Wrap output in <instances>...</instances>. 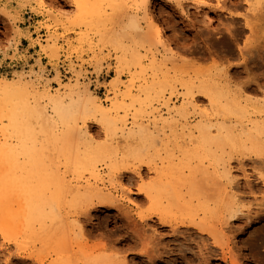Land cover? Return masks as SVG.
Masks as SVG:
<instances>
[{"label":"rangeland","instance_id":"1","mask_svg":"<svg viewBox=\"0 0 264 264\" xmlns=\"http://www.w3.org/2000/svg\"><path fill=\"white\" fill-rule=\"evenodd\" d=\"M34 1L35 0H0L1 82H6L8 84L12 83V86L18 87L20 84L21 87L22 85H24V83L32 84L33 82V88L34 90H37V93L39 92L40 94L42 93V91L44 93L48 90V92H50L51 94L60 95L68 104L70 102L69 98H71L72 94L70 90L74 88L72 84L74 85L75 83H77L75 82V79L79 77L78 84H82L79 88V95H81V93H84V95L82 94L80 96V99L83 96L81 100L85 99V101H87V99H89V95L87 93V98L84 97L85 91L87 89L88 93L90 94L91 100L94 99L93 101L96 100V102H101L103 105L110 107L112 106V101L114 102V100L117 99L114 96V93H118L117 95H119V99H121L120 95L123 96V92L124 94H126L128 91L127 88L130 87L134 96H136V94H139L140 96L142 95V99H144L143 97L147 99V96H144L143 94H140L138 92V87L142 86L145 80H150L155 73H157L159 76H162L163 74L161 73V71H167L168 73L166 72V74H168L169 77H179V79L182 80L180 82L198 83L201 81L200 79L205 80L203 78H215L214 80L219 81V83L222 82L221 84L224 86L226 85L231 93H233L236 97L240 96L242 100L246 99V107L247 110H249L247 114H242L245 115V117L242 116L240 112V114H237L236 112H233L234 110H231L225 115V117L221 115L217 116L218 122L215 121L217 124H227V128L235 131L234 133L236 135V141H239L240 145L242 144L241 146L243 147L246 144V147L248 148L247 149L246 147H244L243 149H241V147H238L239 150L237 151V149L232 150L228 146H226L225 149L220 148V150L222 151L218 152L219 156L221 155V157H223L226 161L230 162L231 176L235 178L234 183H231V185H226L227 181L225 179H221L214 174H209L210 172L212 173L213 166L210 165V159L205 157L209 154V151L206 150L208 146H206V144H201L202 138L199 137L197 133L190 136L189 131L184 128V126L186 125V121L196 123L201 119L204 113L212 114V110L209 106V100L201 94L198 95L199 93H196V91L194 93V97L195 99H200L196 101V104L198 106L199 103H201V106L199 105L196 110L188 106L187 120H181L178 123L173 122L174 124L171 123L170 125L166 126L159 123L156 127H152L151 134H149L150 137H147V135H139L140 137L136 136L134 139L126 142L125 138L123 139L122 136L116 135L114 138H112V141L111 138H108L111 136H108L106 134V131H104L105 129L102 128L103 126L101 125V122L97 121L99 117L95 118L97 119L96 121L94 120V118L86 119V127L93 139L92 144L94 143L93 145H97V147H99L101 150L105 149L104 151L110 158V160L107 162L102 161L99 163L100 172L105 177V181H108L109 179L106 177L108 174L113 175V197L115 196L116 199H119L123 195L124 198L122 199H124V201H117V203L115 202V205L118 204V208H115L117 205L113 209L109 207L107 209L98 208L91 214V216L88 218V221H86L87 219L85 217H80L81 223L85 225V234L82 236L84 238H82L80 235V240L78 238V235H75L76 239L80 240V242L82 243V250L88 253L94 252L93 254L103 253V255L105 256H110V254L115 255V253L117 252L122 253L125 251L124 249H128L129 247L134 252H141L146 249L149 250V248H147L149 247V245L151 250V247H153V243H155V240H160L164 237L162 239V244L164 243L163 245L168 247V251L170 250L169 252H171V250L174 248V245L179 242L180 244H189V250L187 246H183L182 251H179L183 255L177 251H174V254L177 253L175 255L173 254V252H165L161 255L164 258L161 257V259L156 260L158 263L153 261L152 258L146 256L138 257L135 260H132V256H130L128 257L129 263L149 264L150 262L152 264H231V262H233L232 259L235 257V262L233 263L237 262V264H264V147H262V145L264 146V131H261L260 134H257V141L261 144L259 145V147H261L263 150L253 149L251 147L253 146L252 143L249 144V142H251L250 139L248 141L245 140L248 139L246 136L247 134L243 133L247 121L264 119V0H251L249 3H245V0H148V3H144L142 2V0H99L100 2H102V4H100V2L98 1L97 5L100 4V7H103L102 16H95V14H93L92 16L91 14L92 19L90 14L88 13V18L85 17L86 13L83 12V10L80 11L81 9H79L75 0H45L51 5V7L48 6V8L46 9H41V7H39ZM117 1L119 2V5L116 4ZM89 2H92V0H89ZM141 2L144 4H142ZM222 2H224L225 4H223ZM221 3L222 5H224V8ZM251 5L252 7L250 8ZM153 7L154 9H152ZM148 8H151L150 10L154 11L155 15H158L159 20H161L160 23L162 24L165 32V40L170 41L169 43L172 45V48L176 50L175 54L169 56L171 58H168L167 60H165L166 58H164L165 56H163L164 51L161 41L159 40V42L154 34L150 32L151 30L144 19V12ZM79 11L81 12V14H79ZM103 12L105 14H103ZM54 13L55 16H53ZM82 14L83 17L80 16ZM51 16L57 17L53 18ZM82 18L91 19L92 23L90 22V24H92V26H88L89 20L86 19L87 22L84 20L86 22L85 24ZM129 18H134L136 23L140 26L139 28L141 29L130 28L127 33H125L124 27ZM248 18L249 23L246 22L248 21ZM49 27H51V29ZM50 30L52 33L50 32ZM228 30L230 31V33ZM46 33L48 34V36L49 34H51V36L53 35V37L50 36L51 39L48 38ZM113 33L115 36L118 35L119 38L114 37ZM148 33L151 34L149 35ZM111 35L112 39L114 38V40H110ZM56 38L58 39L56 40ZM148 38L152 40H149ZM114 41H118L119 43L117 42L118 44H116L115 42V45ZM121 44H123L125 47H130L131 49L137 51L140 55L144 56L142 58L144 59L143 65L146 70H135L132 69V66H129L127 64V62L123 59L124 56L122 54L123 52L120 51L121 48H118V46H121ZM205 44L207 47L205 46ZM76 49H79L81 52H79V50L75 51ZM212 49L215 50L213 51ZM151 50L152 53L154 52V54L157 55L158 60L167 61H164L165 63H161V68L163 70L154 71L150 68L151 64H148V62H150L152 57V53L150 52ZM75 52L79 54L77 55ZM172 56L176 57V59L180 58L181 60H176L175 58L174 60ZM172 59L176 62H174ZM178 61L180 62L178 63ZM163 65H165V68L163 67ZM205 72L206 74L208 72L212 73V78L209 73L208 76L206 74H203ZM216 72L217 74H215ZM159 73L162 75H160ZM214 74L216 77L214 76ZM20 76H23V78L21 80V83H18V78H20ZM31 78H33L34 80ZM180 82H176L174 84H178L177 86L179 88H177V91L173 95L170 94L169 91H166L164 92V95L162 94L163 96L161 98V95L159 96L152 94L151 96V100L153 103L152 107L154 108V110L156 109V112H159L164 118L167 115V108L166 106H163L161 104L163 99L166 101L168 98H171L170 104L176 108L182 107L183 103H185V101L183 100L185 94L183 93H185L186 91L180 89ZM59 84L61 86H64L61 87ZM115 84H117L119 87ZM128 85L130 87H127ZM68 86L71 87H69L70 90L67 88ZM83 86H85V89L83 88ZM239 86H243L242 89L241 87L239 88ZM256 87L257 89H255ZM82 88L84 91H82ZM250 89L252 91H250ZM34 90L32 91V88H29V91L31 93L35 92ZM69 92L71 94H69ZM73 96H75V94H73ZM157 96H159L160 100H157ZM128 100L130 101V99L125 98L124 104L126 106V110L122 111L121 116L126 115L125 118L129 120L127 122L129 126L128 128H130L132 126V119L134 118V116L136 117V115H138V113L142 110H139L138 108L140 107L136 106V111L134 109L136 107H131V105H129L131 101L129 102ZM119 101L121 102L122 100ZM45 103L48 108L51 109L50 102L48 100H45ZM126 104H128V106ZM255 107H257V109ZM254 108L256 110H254ZM151 110H148V112H146V115L143 114V116L138 117V119H140V122L142 121L143 123L148 124L153 119L152 115L149 113V111ZM214 128L212 129L215 134ZM186 135L188 137H186ZM153 137L154 139H157L154 141ZM144 138H146L147 142L144 141ZM147 138L149 140H147ZM151 141H153V143ZM109 144L111 146H109ZM140 144H145V148L143 149L148 150L146 153H144V150L141 149L143 146L140 147ZM137 150L138 153H135ZM223 150L225 152H223ZM258 150L259 152L262 151L263 153L256 152ZM199 151L202 153H200ZM142 154H151L157 161L159 167H161L160 170L162 171L164 169H168L172 171L173 177L168 176L166 177V179L162 180L161 175H156L155 172L149 171L146 166L142 165L140 171H142V174L144 176L143 180H139L134 176V172H132V169H134L133 165H139L138 161L133 160V158H144ZM259 154H261V156H259ZM246 158H248V162L246 161ZM253 158L257 159V161L255 160V163L259 164L258 168L256 166L257 164L254 163ZM260 158L261 160H259ZM47 159H49V157ZM146 160H148V158ZM240 160L243 162H241L242 164H245H240ZM235 161H237L238 164L237 162L235 163ZM180 163L182 165H180ZM47 165L48 167L51 165L50 168L53 171L56 170L54 169L55 167L51 162L50 165L49 163ZM110 165H113V167L111 168ZM125 167H130L131 169L127 170ZM198 167H201L200 169L203 172L206 171V173L200 172V169ZM208 167L210 168L209 171H207ZM60 168L61 171L59 172L63 174L64 169L63 167ZM196 168H198L197 173ZM203 168L206 169L203 170ZM259 170H261V172L263 170V172L260 174ZM255 171H257L258 173ZM184 173L189 174L188 176H186ZM233 173H235L237 176ZM205 174L207 176V180L202 179L205 177ZM247 174H249L250 176ZM259 174L261 175L260 177ZM198 175H200V180ZM132 176L134 177L133 181L131 182V184H127L128 178ZM211 176H214L213 178H215V180ZM73 177L74 176L71 173H67L65 180L69 181ZM81 177L84 184H91L93 182L88 181L89 173L86 171L81 175ZM195 177L197 178V181L199 180L197 183L198 185L196 184ZM170 178H172V181ZM181 178L185 181H181ZM248 179L250 182L248 181ZM236 180L239 181L236 182ZM192 181L194 183H192ZM162 182H168V184L170 185L169 187L175 191L178 190L177 193H179L180 195L184 196L185 194L182 201H191L195 205L198 201L197 205H199L200 208L198 207V216L196 217L197 220L200 221V218L205 217V224L211 227H208L210 230L213 229V232L215 231L217 234L219 233L218 231H220L218 237L220 239H223V241L221 239L222 248H217V251H215L214 255H211V253L209 252L210 250L208 251V247L212 246L211 239L206 241V243L204 240L198 237V234L197 236L194 235L195 231L192 234V231L194 229H192V231L191 229H181V231H179V234L177 233L178 235L172 234V231H170L168 227V229L166 227L163 228V226L159 224L157 219H154L153 215H149L151 212H153V203L150 201V203L152 204L151 205L149 203V200H147L144 195H140V193H143L142 191H144V189H149L151 187L154 188L155 183H159L158 185L156 184V188L159 189V187H162L160 186L162 185ZM207 183H209L210 185ZM215 183H217L218 185ZM213 184L215 185L213 186ZM239 184L241 186H239ZM250 184L252 186H250ZM222 185L224 188L222 187ZM232 185L234 186V190L237 187L236 191H233ZM176 186L179 189L180 187H182L180 189L181 191L179 189L176 190ZM230 186L232 187V190ZM197 187H199L200 189H197ZM206 187L209 189V191ZM247 187H249V189ZM124 188H128L129 192ZM210 188L215 189L214 191L216 193L212 192L214 194L213 197L211 196V191L213 190H210ZM252 188L253 190H251ZM190 189L191 192H196V194L198 193L197 195H199L200 198L197 195L196 197L195 195L192 196V194L191 196H189L188 193H191L189 192ZM218 189L220 190L218 191ZM228 191L231 194L233 193L236 196V199H233L231 195L230 198V196L228 195ZM160 192L161 190H159L157 196L158 199L161 198L159 197ZM128 195H130V197ZM202 195H204L205 197H203ZM131 197H133L132 199L134 200V204H130ZM144 198L146 200H144ZM207 199L208 203L204 202L207 201ZM212 199H214L213 202L211 201ZM232 202H234V204ZM214 203H216V205ZM203 204L207 207H202ZM214 205L215 208H213ZM226 206H233L234 211L235 209H237V214H241V216L236 217L239 219L235 218V221H232V223L230 221V225L224 224L225 229L227 228V230H224L222 224L226 219L225 217L228 213V208ZM242 206H244V208ZM247 206L251 207L249 208ZM207 209H209V211ZM203 211L208 212H206L205 214V212ZM242 211H245V213H242ZM65 213L66 210L64 209L58 217L66 221ZM140 214L145 216L149 215L150 218L147 217L148 220L146 219L144 222H141L137 216ZM61 233L66 239H68L69 228L66 222L61 227ZM155 233L159 235L158 238L156 237L157 235ZM181 233L183 234L181 235ZM86 234L87 236H89L87 237ZM136 234H138L139 236ZM187 234L189 235L188 238L186 237ZM220 234L222 235L220 236ZM135 237L140 239H135ZM189 237L191 239H189ZM133 238L135 240H133ZM131 239L133 240V242ZM200 242L203 243L201 244ZM223 242H225V245ZM2 244H4L5 246L0 247V264H5L6 255H8V253H16L18 252V250H23L19 249L20 247L15 245L14 243L8 242L3 239V237H0V246ZM203 244H206L208 246L205 247ZM134 245L136 248L134 247ZM39 248L40 246L37 245L35 247L27 249V251H34L38 250ZM162 251L164 250L162 249ZM208 253L210 256L208 255ZM223 257L225 258V260L223 259ZM231 257L233 258L230 259ZM172 258L175 259L171 260ZM55 259V257L53 259H50V262L54 263ZM132 261H136L137 263H133ZM170 261L172 262L170 263ZM99 264H111V261H107L106 263L100 262Z\"/></svg>","mask_w":264,"mask_h":264},{"label":"bare ground","instance_id":"2","mask_svg":"<svg viewBox=\"0 0 264 264\" xmlns=\"http://www.w3.org/2000/svg\"><path fill=\"white\" fill-rule=\"evenodd\" d=\"M75 1L77 3V6L79 7V9H81L80 11L83 10V12L86 13V14L84 13L86 15L85 17H87V13L90 14V16H91V14H92V16H93V14H95V16L98 15L99 17H100V15L102 16V8L103 7L102 6L100 7V4H102V2H100L101 0L100 1L99 0H92V2H89V0H75ZM98 1L100 2V4L97 5ZM112 1H114V0H112ZM250 1L251 0H245V3H249ZM34 2L39 7H41V9H43V8L46 9V8H48V6L51 7L50 3H47V1H45V0H35ZM142 2L148 3L149 1L148 0H142ZM93 3H94V5H93ZM144 3H142V4H144ZM222 3L225 4L224 2H222ZM222 3H221V5H222ZM116 4L119 5V2L117 1ZM222 6L224 8V5H222ZM78 7H77V10H78ZM251 7H252V5L250 6V8ZM150 9L148 8L147 10H145L144 19L147 22V24L151 30L150 32H152L154 34V36L158 39V41L159 40L161 41L162 46H163V51H164L163 56H165L164 58H166L165 60H167L168 58H171L169 56H171L172 54L173 55L175 54L176 50H174L172 48V45L169 43L170 41L165 40V34H164L165 32H164V29L162 27V24L160 23L161 20H159L158 15H155L154 11H152ZM152 9H154V7ZM80 11H79V14H81ZM43 14H46V13H43ZM103 14H105V13L103 12ZM53 16H55V13L53 14ZM53 16H51V17H53ZM80 16L83 17V14ZM92 16H91V19H92ZM56 17H53V18H56ZM86 19L82 18V20L85 24L87 22ZM91 19H87V20H89L88 26H92V24H90V22L92 23ZM162 20H163V18H162ZM246 22L249 23V18H248V21H246ZM245 25H246V23H245ZM48 26H50V25H48ZM139 27L140 26L136 23L134 18H129L128 22L126 23V25L124 27V32L127 33V31L130 28H139ZM164 27H166V26H164ZM49 28L51 29V27H49ZM230 28H232V27H230ZM139 29H141V28H139ZM47 30H48V27H47ZM233 31H234V29H233ZM50 32H51V30H50ZM143 32H145V31H143ZM229 33H230V31H229ZM145 34H144V36H145ZM153 34H152V37H153ZM113 35H114V33H113ZM50 36H51V34H49V36L47 34L48 38H50ZM51 37H53V35ZM110 37H111L110 40H114V38L112 39V35ZM114 37L117 38L118 35L117 36L114 35ZM57 39L58 38H56V40ZM149 40H152V39H149ZM206 40H209V39H206ZM115 42L116 41H114V44H115ZM117 42H116V44L119 43V42L118 43ZM154 42H155V40H154ZM219 43H221V42H219ZM205 46H206V44H205ZM173 47H174V44H173ZM118 48H121L120 51L123 52L122 53L124 56L123 59L127 62V64L129 66H132V69H135V70L140 69L141 71L146 70L144 65H143L144 59L142 58L144 56L140 55L137 51L131 49L130 47H125L123 44H121V46L119 45ZM254 48H257V47H254ZM207 49H210V48H207ZM78 50L79 49H76L75 51H78ZM79 52H81V51L79 50ZM150 52L152 53V50ZM247 52H248V50H247ZM214 53H212V54H214ZM164 58H162V59H164ZM172 58L176 59V57H173V56H172ZM178 59H180V58H178ZM178 59H176V60H178ZM165 60H158L157 55H155L153 52L151 60H150V62H148V64L149 63L151 64L150 68L153 69L154 71H156V70L161 71V70H163L161 68V66H162L161 63H163ZM159 61H161V62H159ZM165 62H167V61H165ZM174 62H176V61H174ZM179 62L180 61H178V63ZM164 66L165 65H163V67ZM222 67H224V66H222ZM166 72L161 71V73L163 75L160 73L159 74L162 76H159L157 73H155L150 80H145L144 84L142 86L139 85L140 87H138V89H139L138 92L140 94H143L144 96H147L148 97L147 99H145V97H143L144 99H142V97H141L142 95L140 96L139 94L138 95L136 94V96H134L132 94L131 87L128 85L127 87H130V88H127V90H128L127 93L125 91L126 94H124V92H123V96L120 95L121 99H119L120 97H119V95H117L118 93H114L115 94L114 96L117 99L115 98L116 100H114V102L112 101V106H110V107L103 105L101 102H96V100L93 101L94 100L93 97H92L93 100H91L90 94L88 93L87 89L85 91L84 97L87 98V96H86V93H87L89 95L88 96L89 99H87V101H85V99H83L84 101L81 100L83 98V96L81 99H80V96L82 94L84 95V93H81V95H79V90H80L79 88L82 84L81 85L78 84L79 77H77V76H76L77 79H75L76 80L75 82H77V83L74 84L75 86L72 84V86L74 88H72L70 90L69 89L70 86L67 87L72 92V94L69 92V94H71V98H69L70 102L68 104H67V102H65V100L60 95L51 94L50 92H48V90L47 91L44 90L45 91L44 93H43V91L40 94H39V92L37 93L36 92L37 90L36 89L34 90V88H33V86H34L33 82H32V84H27V83L25 84L24 83V85H22L21 87H20V85H21L20 84L19 85L20 88H19L18 86H12L11 81H10L11 84H8L6 82H1V80H0V237H3V239H5L6 241L12 242L15 245L19 246L20 247L19 249H23V250H18V252H16V253H8V255H6V259L4 258L5 264H99L100 262L106 263L107 261L108 262L111 261V264H130L128 261V257H130V256H132V260H135L138 257L146 256V257L152 258L153 261L157 262L156 260L161 259V257H163L161 255L165 252H167V253L173 252V254H174V251H177V252L182 251L183 246H187L188 250H189V247H190L189 244L185 245L184 243L180 244V242H179V243H176L174 245V248L171 250V252H169L170 250L168 251V247L164 246L163 245L164 243L162 244V239L164 238L163 237L160 240L157 239L159 241L155 240V243H153V247H151V250H150V245H149V247H147V248H149L150 251L145 248L146 250H143L141 252H134L129 247L128 249L126 248L127 250L124 249L125 251L122 250V251H124L122 253L117 252V253H115V255L110 254V256H107V255L105 256V255H103V253L102 254H93L94 252L88 253V252L83 251L82 250V243L80 242L81 239L79 238L80 235L82 237L85 234V232H84L85 231L84 230L85 225H83L81 223L80 217L83 216L87 219V220L86 219H84V220L88 221V218L91 216V214L94 211H96L98 208L107 209L109 207V208L113 209L116 205L117 206L115 208H118L119 206H118V204L115 205V202L117 203V201L118 202L124 201V199H122V198H124L123 195L119 199L118 198L116 199L115 196L113 197V191H112V188L114 187V183L112 181L113 175L108 174L106 177L109 179H108V181H105V177L100 172L99 163L102 161L107 162L110 160V158L106 154V152L104 151L105 149L101 150L99 147H97V145L95 146V145H93L94 143L92 144V142H93L92 136L86 127V119H88V118H94V120L96 121L97 119H95V118L99 117L97 121L101 122V125L103 126L102 128L105 129L104 131H106V134L108 136H111V137H108V136L107 137L111 138L112 141H113L112 138H114L116 135L122 136L123 139L125 138L126 142L134 139L136 136L140 137L141 135H147V137H150L149 134H151L152 127L153 128L156 127L159 123L166 126V125H170L173 122L178 123L181 120H187L188 119V113H187L188 106H190L191 108L196 110L197 107L201 104V103H199L198 106L196 104V101L200 100L199 98L195 99V97H194V93L196 91V93L197 92L199 93L198 95L201 94L202 96H204L205 98H207L209 100V106H210V109L212 110V112H211L212 114L204 113L202 115L201 119L199 121H197L196 123L186 121V125L184 126V128H186L187 131H189L190 136L195 135L197 133L198 136L202 138L201 144L202 145L206 144V146H208L206 150L209 151L208 152L209 154H208V156H205V157L210 159V162H211L210 165L213 166V169L211 168L213 171H212V173L210 172L209 174L210 175L214 174V175L220 177L221 179H225L227 181L226 185H229V184L231 185V183H234L235 178H233L231 176L230 162L226 161L223 157H221V155L219 156L218 152L222 151V150H220V148L225 149L226 146H228L232 150L237 149V151H238L239 150L238 147H241V149H243L244 147H246V144L243 147V146H241L242 144L240 145L239 141H236V137H235L236 135L234 133L235 131L230 129V128H227L226 127L227 124H224L222 122H221L222 124H217L216 122H218L217 116L221 115V116L225 117V115L227 113H229L231 110H234L233 112L234 113L236 112L237 114L239 112L241 113V115L247 114L249 110H247V107H246V99L242 100V98L240 96L236 97L233 93H231V91L229 90V88L226 85L224 86L221 84L222 82L219 83V81L214 80L215 79L214 77H213L214 79H206V78H203L205 80L200 79L201 81L198 83L180 82L182 80L179 79V77H177V78L172 77L171 78V77H169L168 74H166ZM208 73L210 74V76L213 75L210 72H208ZM208 73L206 74V72H205L203 74H206L208 76ZM215 74H217V72ZM215 74H214V76H215ZM227 74H228V72H227ZM75 75H78V74H75ZM229 75H231V74H229ZM28 76H30V75H28ZM180 76H182V75H180ZM22 78H23V76H20V78H18V83H21ZM211 78H212V76H211ZM31 79H33V78H31ZM223 79H224V77H223ZM176 82H178V83L180 82V89L186 91L185 93H183V94H185V97L183 99L185 101V103H183L182 107L176 108L170 104L171 98H168L166 101L163 99L164 101L162 100L161 104L163 106H166V108H167V112L165 111L167 113V115L164 118V117H162V115L159 112H156L157 111L156 109L154 110V108L152 107L153 103L151 100V96H152V94L159 95V96L161 95L160 96V98H161L164 95V92H166V91H169V93L173 95L177 91V88H179L177 86L178 84L174 85ZM115 85H117V84H115ZM60 86H58V87H60ZM62 86H64V85H62ZM65 87H66V85H65ZM84 87L85 86H83V88ZM240 87L241 86H239V88ZM242 87H241V89H242ZM29 88L30 89L32 88V91L34 90L35 92L31 93L29 91ZM83 88H82V91H84ZM252 88H254V87H252ZM58 89H57V92H58ZM246 89H248V88H246ZM255 89H257V87ZM250 91H252V90L250 89ZM69 94H68V96H69ZM73 94H75V96L77 95L76 98H75V96H73ZM159 96H157V98H158L157 100H160ZM202 96H201V98H202ZM125 98L130 99L131 102L129 100L128 101L130 102L129 105H131V107L134 108L136 106H139L140 108H138V109L142 110L141 112L138 113V115H136V117L134 116V118L132 119V122H131L132 126L130 128H128L129 126H128L127 122L129 120L125 118L126 115L121 116L122 111L126 110L125 109L126 106L124 104ZM112 99H113V97H112ZM203 99H201V100H203ZM45 100H48L50 102L51 109L48 108V106L45 103ZM119 100H122V101L120 102ZM260 103H261V101H260ZM126 105L128 106V104H126ZM151 107H152V110H151ZM202 107H201V109H202ZM255 108L257 109V107H255ZM255 108H254V110H256ZM134 109L137 111V107ZM148 110H151V111H149V113L152 115L153 119L148 124H145L142 121L140 122V119H138V117L143 116V114L146 115L147 114L146 112H148ZM253 115H255V114H253ZM194 116H195V114H194ZM242 116L245 117V115H242ZM248 116H249V114H248ZM148 117H149V115H148ZM214 127H216V128H214ZM158 128H159V126H158ZM212 128L215 129V134H214V131ZM243 131H244L243 133L247 134L246 136L248 138L245 140L248 141L250 139L251 142H249V144L252 143L253 146H251V145L250 146L253 149H259V150L262 149L261 147H259V145H261V144L258 143V141H257L258 140L257 134H260L261 131L262 132L264 131V119L263 120L256 119V120L247 121V124L245 125ZM118 134H120V135H118ZM261 135H262V133H261ZM186 137H188V136L186 135ZM144 139H145L144 141H146V138H144ZM153 139H154V137H153ZM156 139H154V141ZM147 140H149V139L147 138ZM114 141H115V139H114ZM231 141H234V142H231ZM151 142L153 143V141H151ZM189 142H191V141H189ZM140 145H141L140 147L143 146L141 149L145 148V144L144 145L140 144ZM109 146H111V145L109 144ZM262 147H264V146L262 145ZM259 150L256 152H259ZM147 151L148 150L145 149L144 153H146ZM141 152H143V151H141ZM223 152H225V151L223 150ZM135 153H138V150ZM200 153H202V152H200ZM259 153H263V152L260 151ZM139 154H140V152H139ZM139 154H137V155H139ZM263 154H262V156H263ZM145 155L146 154H142V156H144V158L142 156H140L142 158H138V159L133 158V160H137L139 163V165H137V166L133 165L134 169H132V172H134L133 174L135 177H137L139 180H143L144 175L142 174V171H140V168L142 165L146 166L149 169V171L155 172L156 175L157 174L161 175L162 180L166 179V177H168V176L173 177L172 171H170L168 169H164L162 171L160 170L161 167H159L157 161L155 160V158L151 154L146 155V158H145ZM254 155H255V153H254ZM259 156H261V154H259ZM48 157H49V159H47ZM147 158H148V160H146ZM261 158L259 160H261ZM246 159L245 160L248 162V158H246ZM255 160L257 161V159H254V163H255ZM47 161H48L49 165H50V162L52 163V165H54V167H55L54 169H56L55 171H53L50 168L51 165L48 167ZM236 162L237 161H235V163ZM241 162L242 161L240 160L239 163L242 164L243 162L242 163ZM249 162H250V160H249ZM259 163H260V161H259ZM237 164H238V162H237ZM244 164H242V165H244ZM255 164H257V163H255ZM176 165H178V164H176ZM180 165H182V164L180 163ZM258 165L259 164L256 165L257 168L259 167ZM60 167H63V169H64L63 174H61L59 172V171H61ZM110 167L112 168L113 165H110ZM125 168L127 170L131 169L130 167H125ZM181 168H182V166H181ZM198 168L200 169L201 167H198ZM198 168H196V173L198 171ZM240 168H242V167H240ZM189 169H191V168H189ZM204 169H206V168H203V170ZM209 169L210 168L208 167L207 171H209ZM182 170H184V169H182ZM85 171L89 173V180L88 181L89 182L93 181L91 184H88V183L84 184L82 181L81 175ZM199 171L203 172L201 169ZM257 171H258V169H257ZM257 171H255V172H257ZM259 171H260V174L263 172V170H262V172H261V170H259ZM204 172L206 173V171H204ZM67 173H71L74 176L69 181L65 180ZM188 174H185V175L188 176ZM233 174H235V173H233ZM260 174H259V177L261 176ZM247 175H249V174H247ZM247 175H246V177H247ZM263 175H264V173H263ZM182 176H183V172H182ZM199 176L200 175H198V177ZM174 177H175V175H174ZM192 178H193V176H192ZM206 178H207V176L205 174V177L202 179L207 180ZM133 179H134L133 176L129 177L127 180V184H131ZM170 179L172 181V178H170ZM195 179H196V184H197L201 178L199 177L198 181H197L196 177H195ZM213 179L215 180V178H213ZM249 179H248V181H249ZM217 180H218V178H217ZM179 181H180V179H179ZM181 181H185V180H182V178H181ZM201 181H203V180H201ZM238 181L239 180H236V182H238ZM106 183H109V184H106ZM192 183H194V182L192 181ZM156 184L158 185L159 183H155L154 188L151 187L149 189H144V191H142L143 193H140V195H144L145 198L147 200H149V203H150V201L153 203V209H152L153 212H151L149 215H153L154 219L156 218L157 221L159 222V224L161 226H163V228L168 227L170 229V231H172V234H177V233L179 234V231H181V229L182 230L183 229H187V230L191 229V231H192V229H194L192 231V234L195 231L196 234L194 232V235L197 236V234H198L199 235L198 237H200L205 242L208 241L209 239H211L212 240V246L208 247L209 248L208 251L210 250L209 252L211 253V255H214L215 251H217L216 250L217 248L218 249L222 248L221 242L223 241V239L221 238L222 239V241H221V239L218 237V234L220 233V231H218L219 233L217 234L215 231L213 232V229L210 230L209 228H211V227H209V226H207V224H205L206 223L204 221V220H206L205 217L201 216L202 218H200V221L197 220V218H196L198 216L197 211L200 208L199 205H197L198 201L196 202V205L191 201H188V202L182 201L184 199L185 194L183 196V195H180L179 193H177V191H178L177 189H179V188H177V186L175 187V189L177 191L171 189L169 187L170 185L168 184V182H162L161 183L162 185H160L162 187H159V189L156 188ZM207 184H209V183H207ZM215 184H217V183H215ZM215 184H213V186ZM186 185H187V183H186ZM239 186H241V185L239 184ZM248 186H249V184H248ZM250 186H252V185L250 184ZM184 187H185V185H184ZM222 187H223V185H222ZM181 188L182 187H180V189ZM198 188L199 187H197V189ZM212 188H210V190H213V191H211V193L215 192L214 191L215 189H212ZM219 188H220V184H219ZM227 188H228V186H227ZM230 188L232 190L231 186H230ZM236 188L234 190V186H233V191H236ZM247 188L249 189V187H247ZM125 190L129 192L128 188ZM159 190H161V192H160L161 195L159 194V197H161L160 199L157 198ZM219 190L220 189H218V191ZM251 190H253V188ZM258 190H259V188H258ZM140 191H141V189H140ZM199 191H201V190H199ZM208 191H209V189H208ZM239 191H240V189H239ZM189 192H191V189L189 190ZM237 192H238V190H237ZM131 193H132V191H131ZM193 193L194 192L188 193V195L191 196V194H192V196L195 195V197H196V195L198 194V193L196 194V192L194 194ZM229 193H228L229 196L231 195L233 199H236V196L233 193L232 194L231 193L229 194ZM240 193H242V192H240ZM186 194H187V191H186ZM213 195L214 194L212 193L211 196L213 197ZM128 196L130 197V195H128ZM197 196L199 197V195H197ZM202 196L205 197L204 195H202ZM215 196H216V194H215ZM231 196H230V198H231ZM203 197H201V198H203ZM132 198L133 197L130 198V204H134V200ZM145 198H144V200H146ZM226 199H227V197H226ZM240 199H241V197H240ZM213 200L214 199H212L211 201L213 202ZM227 201H229V200H227ZM204 202L208 203V199H207V201H204ZM137 203H138V201H137ZM232 203L234 204V202H232ZM214 204L216 205V203H214ZM226 204H228V203H226ZM215 205L213 208H215ZM235 205H236V203H235ZM203 206L205 207L206 205L203 204L202 207ZM233 206H230V207L226 206L228 208V213L225 217L226 219L223 221V224H222L224 230H227V228L225 229V227H224L225 225H230L232 223V221H235L236 217L241 216V214L240 215L237 214V212H238L237 209H235V211H234ZM210 207H211V205H210ZM210 207H209V209H210ZM226 207H224V208H226ZM242 207L244 208V206H242ZM247 207L250 208L251 206H247ZM232 208H233V210H232ZM235 208H236V206H235ZM64 209L66 210V213H65L66 221H64V219H60L58 217V216H60V213ZM209 209H207V210L209 211ZM208 211H203V212H205V214H206V212H208ZM203 212H199V213H203ZM212 213H213V210H212ZM242 213H245V211L244 212L242 211ZM247 213H248V211H247ZM149 215L145 216V215L140 214L137 216L141 222H144L147 219V217H149ZM214 215H215V211H214ZM236 219H239V218H236ZM151 220H153V219H151ZM230 221H231V223H230ZM65 222H66V224H68V228H69L68 239H66L61 233V227L64 225ZM229 227H231V226H229ZM187 230H186V232H187ZM76 232H78V233H76ZM75 234L78 235V238L80 240L76 239ZM87 234H86V236H87ZM182 234L183 233H181V235ZM136 235H138V234H136ZM156 235H157L156 237L158 238L159 235L158 234H156ZM221 235L222 234H220V236ZM188 236L189 235L187 234L186 237L188 238ZM165 237H166V235H165ZM186 237H185V239H186ZM190 237H189V239H191ZM195 237H193V238H195ZM82 238H84V237H82ZM123 239H125V238H123ZM135 239H138V238L135 237ZM135 239L133 238V240H135ZM154 239H152V240H154ZM183 239H184V237H183ZM133 240H132V242H133ZM178 241H179V239H178ZM183 242H184V240H183ZM198 242H199V240H198ZM223 243L225 245V242H223ZM37 245L40 246V248L38 250H34V251L32 250L30 252L27 251V249H29L31 247H35ZM135 245H134V247H135ZM203 245L205 247L208 246L206 244H203ZM3 246H5V245L2 244L0 247H3ZM129 246H131V245H129ZM135 248H133V249H135ZM162 249L164 251H162ZM200 250H201V248H200ZM179 253H181V252H179ZM175 254H177V253H175ZM208 255H209V253H208ZM54 257L56 258L55 262L51 263L50 259H53ZM166 257H168V256H166ZM232 258L233 257H231L230 259H232ZM234 258L232 259L233 262H235ZM174 259L172 258L171 260H174ZM223 259L225 260L224 257H223ZM149 261H150V259H149ZM135 262L136 261H134L133 263H135ZM171 262L172 261H170V263ZM233 262H231V264H237V262L236 263H233ZM149 264H152V263L149 262Z\"/></svg>","mask_w":264,"mask_h":264}]
</instances>
